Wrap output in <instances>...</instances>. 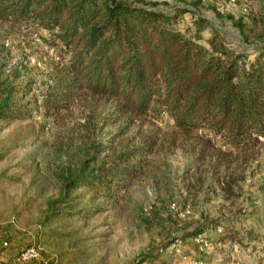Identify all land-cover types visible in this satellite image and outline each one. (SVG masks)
<instances>
[{"label":"rangeland","instance_id":"rangeland-1","mask_svg":"<svg viewBox=\"0 0 264 264\" xmlns=\"http://www.w3.org/2000/svg\"><path fill=\"white\" fill-rule=\"evenodd\" d=\"M122 1L188 8L193 13L177 20L181 30L203 42L216 30L229 48L248 58L264 46V0ZM193 14L206 19L201 31ZM48 43L30 23L0 22V81L28 85L27 99L36 100L58 63L59 48L51 54ZM10 64L6 74L2 68ZM111 105L84 96L63 117L38 108L31 118L0 122V264H19L16 256L31 246L39 248V257L26 264H165L158 250L210 219L231 221L235 239L243 243L212 244L205 264H259L246 231L264 232V208L252 205L264 182V141L240 152L222 137L186 133L165 115L163 121L140 119L127 127L126 119L100 124ZM152 133L158 146L142 164L144 175L120 189L116 199L94 201L90 191L79 189L59 202L62 176L74 172L86 154L97 149V161L110 160ZM208 139L211 145L205 146ZM96 207L101 211L93 213ZM185 239L184 249L193 250V240Z\"/></svg>","mask_w":264,"mask_h":264},{"label":"trees","instance_id":"trees-1","mask_svg":"<svg viewBox=\"0 0 264 264\" xmlns=\"http://www.w3.org/2000/svg\"><path fill=\"white\" fill-rule=\"evenodd\" d=\"M185 13L193 11L181 6L165 9L157 2L0 0V22L30 23L45 36L49 49L60 51L56 50L58 63L36 100L27 99L28 85L0 81V122L31 118L38 108L46 116L63 117L74 101L89 96L112 104V110L102 115V125L126 119L127 127L140 119L163 121L165 115L186 133L222 137L240 152L258 145L264 141V46L248 58L229 48L216 30L203 42L198 34H187L177 25ZM194 17L201 31L206 19ZM139 138L138 145L116 152L110 160L97 161V149L86 154L74 172L62 176L59 202L79 189L90 191L94 201L116 199L120 189L144 175L142 164L158 146L156 133ZM204 145L210 146L211 140ZM256 192L260 199L252 205L264 208V182ZM99 211L96 207L92 212ZM229 224L210 219L180 239L201 235L216 246L243 243L235 239L237 229ZM246 232L250 250L264 264V232ZM168 244L156 253L158 260H167ZM182 254L206 263V251L196 246Z\"/></svg>","mask_w":264,"mask_h":264},{"label":"built area","instance_id":"built-area-1","mask_svg":"<svg viewBox=\"0 0 264 264\" xmlns=\"http://www.w3.org/2000/svg\"><path fill=\"white\" fill-rule=\"evenodd\" d=\"M230 3H235V0H229ZM51 54L54 53V49H49ZM30 62L34 65H38L36 60H30ZM11 65H8L5 68V73L10 72ZM193 242L198 248V251L205 252L211 247V244L201 235L196 236L193 238ZM6 245V243H4ZM185 248V242L183 240L176 238L170 244H168L164 248V256L168 260L165 264H175L172 263L173 261L177 264H205L203 261L195 260L189 257H186L182 254V251ZM39 257V248H35L33 246L24 249L20 254H18L15 258V261L19 264H26L28 262H32Z\"/></svg>","mask_w":264,"mask_h":264},{"label":"crops","instance_id":"crops-1","mask_svg":"<svg viewBox=\"0 0 264 264\" xmlns=\"http://www.w3.org/2000/svg\"><path fill=\"white\" fill-rule=\"evenodd\" d=\"M245 256V255H244ZM251 259H253V257H251Z\"/></svg>","mask_w":264,"mask_h":264}]
</instances>
